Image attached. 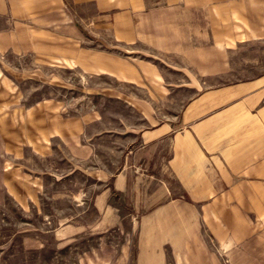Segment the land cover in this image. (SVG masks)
I'll list each match as a JSON object with an SVG mask.
<instances>
[{
	"label": "rangeland",
	"instance_id": "374dc122",
	"mask_svg": "<svg viewBox=\"0 0 264 264\" xmlns=\"http://www.w3.org/2000/svg\"><path fill=\"white\" fill-rule=\"evenodd\" d=\"M119 9L0 24V264H264V0Z\"/></svg>",
	"mask_w": 264,
	"mask_h": 264
},
{
	"label": "crops",
	"instance_id": "0c3cea01",
	"mask_svg": "<svg viewBox=\"0 0 264 264\" xmlns=\"http://www.w3.org/2000/svg\"><path fill=\"white\" fill-rule=\"evenodd\" d=\"M145 4L146 0H0V24H18L20 27L24 26L22 24H57L64 20L67 11L81 14V20L92 24L98 13L112 12L115 7L126 13L140 12L144 10ZM14 36L10 32H0V39L7 37L11 41ZM233 96L239 98L234 102L235 115L248 117L254 123L252 126H257L264 135V79L255 78L241 82L234 89ZM161 131L157 130L149 139L156 138ZM177 139L184 150L178 155L187 158V165L191 162L201 172L208 169L209 154L192 132L185 131ZM250 149L257 151L258 144L252 143ZM201 206L204 209V203Z\"/></svg>",
	"mask_w": 264,
	"mask_h": 264
}]
</instances>
